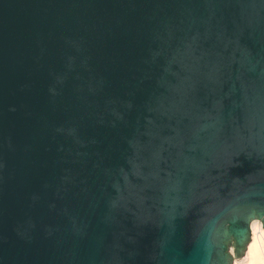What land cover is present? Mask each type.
Returning <instances> with one entry per match:
<instances>
[{"label":"water","instance_id":"water-1","mask_svg":"<svg viewBox=\"0 0 264 264\" xmlns=\"http://www.w3.org/2000/svg\"><path fill=\"white\" fill-rule=\"evenodd\" d=\"M264 211V0H0V264H232Z\"/></svg>","mask_w":264,"mask_h":264},{"label":"clouds","instance_id":"clouds-1","mask_svg":"<svg viewBox=\"0 0 264 264\" xmlns=\"http://www.w3.org/2000/svg\"><path fill=\"white\" fill-rule=\"evenodd\" d=\"M221 249L226 257L233 251L239 256L242 251L255 250L257 258L254 264H264V211L255 210L241 215L236 229L222 240ZM242 264H247V258Z\"/></svg>","mask_w":264,"mask_h":264},{"label":"bare ground","instance_id":"bare-ground-1","mask_svg":"<svg viewBox=\"0 0 264 264\" xmlns=\"http://www.w3.org/2000/svg\"><path fill=\"white\" fill-rule=\"evenodd\" d=\"M247 258V264H254L257 258V253L255 250H245L244 251V260ZM243 260V261H244ZM232 264H242V262L233 261Z\"/></svg>","mask_w":264,"mask_h":264},{"label":"rangeland","instance_id":"rangeland-1","mask_svg":"<svg viewBox=\"0 0 264 264\" xmlns=\"http://www.w3.org/2000/svg\"><path fill=\"white\" fill-rule=\"evenodd\" d=\"M234 260H236V259H232V263H233Z\"/></svg>","mask_w":264,"mask_h":264}]
</instances>
